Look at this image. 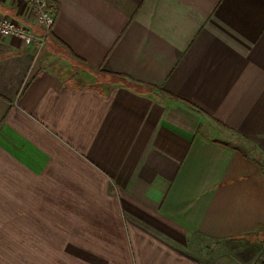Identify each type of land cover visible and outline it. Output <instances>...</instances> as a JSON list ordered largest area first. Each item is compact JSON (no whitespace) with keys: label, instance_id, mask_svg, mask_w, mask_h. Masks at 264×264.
Listing matches in <instances>:
<instances>
[{"label":"crops","instance_id":"crops-1","mask_svg":"<svg viewBox=\"0 0 264 264\" xmlns=\"http://www.w3.org/2000/svg\"><path fill=\"white\" fill-rule=\"evenodd\" d=\"M46 1L42 59L0 35V264H202L200 239L261 237L264 0ZM0 17L43 33L23 3Z\"/></svg>","mask_w":264,"mask_h":264},{"label":"rangeland","instance_id":"rangeland-1","mask_svg":"<svg viewBox=\"0 0 264 264\" xmlns=\"http://www.w3.org/2000/svg\"><path fill=\"white\" fill-rule=\"evenodd\" d=\"M53 58L48 60L50 65L66 69L69 74L77 75V79L85 81L93 79L94 75L79 66L74 58L62 47L49 48ZM43 51L40 55L42 59ZM45 56V55H44ZM99 80L105 81L108 77H98ZM115 80V79H114ZM117 80V79H116ZM122 81H128L121 79ZM198 252L202 264H264V234L260 237H252L243 241L220 244L206 240L198 241ZM206 253V254H204Z\"/></svg>","mask_w":264,"mask_h":264},{"label":"built area","instance_id":"built-area-1","mask_svg":"<svg viewBox=\"0 0 264 264\" xmlns=\"http://www.w3.org/2000/svg\"><path fill=\"white\" fill-rule=\"evenodd\" d=\"M13 3L28 5L31 11L33 23L43 30L37 34L32 29L15 22L12 19L0 17V35L2 37H14L20 40L26 47L36 49V58L45 50L48 38L51 35L55 23L54 15L49 11L46 0H9Z\"/></svg>","mask_w":264,"mask_h":264},{"label":"trees","instance_id":"trees-1","mask_svg":"<svg viewBox=\"0 0 264 264\" xmlns=\"http://www.w3.org/2000/svg\"><path fill=\"white\" fill-rule=\"evenodd\" d=\"M199 112H201L200 110H198Z\"/></svg>","mask_w":264,"mask_h":264}]
</instances>
